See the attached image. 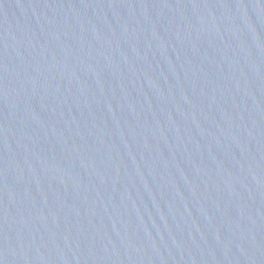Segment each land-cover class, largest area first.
<instances>
[{"label": "water", "instance_id": "obj_1", "mask_svg": "<svg viewBox=\"0 0 264 264\" xmlns=\"http://www.w3.org/2000/svg\"><path fill=\"white\" fill-rule=\"evenodd\" d=\"M0 264H264V0H0Z\"/></svg>", "mask_w": 264, "mask_h": 264}]
</instances>
